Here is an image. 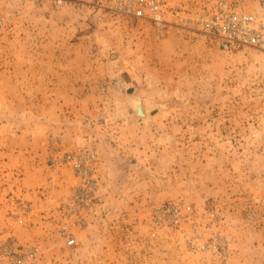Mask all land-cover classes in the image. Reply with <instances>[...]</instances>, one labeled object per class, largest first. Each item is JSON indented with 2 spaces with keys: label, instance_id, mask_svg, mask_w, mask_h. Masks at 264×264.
I'll return each mask as SVG.
<instances>
[{
  "label": "rangeland",
  "instance_id": "1",
  "mask_svg": "<svg viewBox=\"0 0 264 264\" xmlns=\"http://www.w3.org/2000/svg\"><path fill=\"white\" fill-rule=\"evenodd\" d=\"M69 1L0 0V264H264V51L200 21L258 0H166L161 23ZM62 6L80 33L49 36L42 15ZM86 138L93 185L75 203L61 156ZM44 146L77 181L38 209L18 190Z\"/></svg>",
  "mask_w": 264,
  "mask_h": 264
},
{
  "label": "built area",
  "instance_id": "2",
  "mask_svg": "<svg viewBox=\"0 0 264 264\" xmlns=\"http://www.w3.org/2000/svg\"><path fill=\"white\" fill-rule=\"evenodd\" d=\"M57 1L60 3L62 0ZM258 2L260 6L258 14L243 11L234 6L227 7L224 3L216 8L212 16L200 15V21L210 33L218 35L222 41L227 42L230 46L248 44L264 51V0H258ZM165 4L166 0H113L109 8L134 16H143L148 10L152 15V19L161 23L165 12ZM174 15L176 17L182 16L177 9L174 10ZM95 157V148L89 138H86L75 152H64L61 156L62 161L72 164L81 178V184L71 196L75 203L80 201L78 198L83 196L87 198L88 193L92 190L93 180H91L90 174ZM56 161L57 159L51 158V162ZM177 209L176 204H165L156 208L155 214L160 215L161 212L165 211L173 213ZM5 252L3 254L6 255ZM32 254V252L29 253V255ZM20 263V257H13L12 264Z\"/></svg>",
  "mask_w": 264,
  "mask_h": 264
},
{
  "label": "crops",
  "instance_id": "3",
  "mask_svg": "<svg viewBox=\"0 0 264 264\" xmlns=\"http://www.w3.org/2000/svg\"><path fill=\"white\" fill-rule=\"evenodd\" d=\"M51 0H45V2H49ZM74 2V4L86 3L90 0H70L69 2ZM79 6V5H78ZM80 10L76 8L68 9L66 6L57 7L55 10L50 9L47 11V16L42 15V18L46 20L45 26L46 30H48L49 36H51V31L61 32L62 34L67 31V27H69V31L76 30V32L80 33L77 29H81V25L83 23L82 15L79 12ZM70 20L72 22H70ZM76 26H75V25ZM74 25V26H73ZM75 27V28H74ZM63 38V36H62ZM143 110L145 111L144 105H142ZM80 136V135H78ZM77 138V135L74 137ZM77 141V140H75ZM64 147H68L64 142L62 143ZM47 146L42 147L41 152L38 156L44 157L41 161L29 163H25L23 167V177L22 183L23 188L22 191L18 190L22 194L23 201H29V203L38 209L46 208L48 205H51L53 208L58 204V202L66 197L68 194L70 185L77 181V177L72 173L70 168H60L59 173L55 168H50L47 166L45 162V155H47ZM30 155V154H29ZM31 156V155H30ZM26 158V156H25ZM40 160V158L38 159ZM60 176V178H58ZM43 187V191L36 190L37 188ZM40 193V194H39ZM39 196V197H38ZM40 196H43L40 199ZM37 199V200H36ZM39 199V206L36 205V202ZM12 202V201H11ZM9 205V204H8ZM5 205L0 203V229H2V220L6 217V220H10V215H6L3 213L5 211ZM9 214V213H7Z\"/></svg>",
  "mask_w": 264,
  "mask_h": 264
},
{
  "label": "water",
  "instance_id": "4",
  "mask_svg": "<svg viewBox=\"0 0 264 264\" xmlns=\"http://www.w3.org/2000/svg\"><path fill=\"white\" fill-rule=\"evenodd\" d=\"M221 45L223 47H228V43L227 42H222ZM136 105H137L136 106V112H137V114H139L140 116H144L145 113L142 110L141 104L139 103V105L138 104H136Z\"/></svg>",
  "mask_w": 264,
  "mask_h": 264
}]
</instances>
